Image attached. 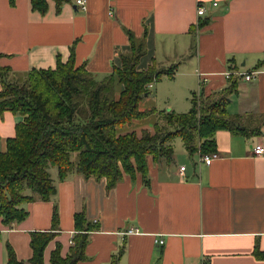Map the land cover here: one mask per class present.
Listing matches in <instances>:
<instances>
[{
	"label": "crops",
	"instance_id": "obj_1",
	"mask_svg": "<svg viewBox=\"0 0 264 264\" xmlns=\"http://www.w3.org/2000/svg\"><path fill=\"white\" fill-rule=\"evenodd\" d=\"M76 1L57 12L49 0L42 15L32 10L31 0L14 6L0 0V65L11 69V77L54 68L57 57L67 61L73 47L76 66L84 64L102 80L129 52L133 34L147 51L144 68L153 57L165 68L179 64L174 78L191 94L210 95L236 81L226 110L240 126L261 133L218 131L219 158L210 165L184 145L170 162L150 158L148 185L127 175L108 189L105 178L74 174L60 182L56 175L61 232L46 247L45 264L58 243L64 256L69 253L73 217L82 211L99 231L91 233L87 258L79 264H110L122 247L120 264H264L253 254L264 250V155H254L258 144L264 146V0H86V11ZM200 4L204 17L198 15ZM246 73L256 74L248 81ZM23 120L10 111L0 115L1 151ZM26 207L29 215L21 223L9 227L0 218V264L8 261L7 245L29 264L30 233L51 227L53 202ZM129 229L134 233L127 234Z\"/></svg>",
	"mask_w": 264,
	"mask_h": 264
},
{
	"label": "trees",
	"instance_id": "obj_2",
	"mask_svg": "<svg viewBox=\"0 0 264 264\" xmlns=\"http://www.w3.org/2000/svg\"><path fill=\"white\" fill-rule=\"evenodd\" d=\"M14 6L16 0H9ZM59 12L63 3L54 0ZM33 11L44 15L49 0H31ZM131 48L120 55L109 76L98 80L85 65L76 66L74 48L63 62L58 56L54 68L32 69L21 77H11V69L0 65V115L12 112L24 118L17 124L16 135L8 138L7 150H0V218L6 226L23 222L29 215L26 204L36 201L53 202L51 227L31 232L32 256L29 264H45L46 247L61 232L56 179L51 168L56 167L60 182L74 174L107 181L112 189L125 176H140L143 184L150 182L149 159L168 162L174 159L175 139H180L189 155L217 152L215 135L230 130L247 136L258 135L240 126L226 110L229 95L236 92L237 82L222 91L206 95L192 92L191 109L176 113L159 112L153 131L141 134H120L118 128L140 120L154 111L139 109L150 86L164 77L173 79L179 64L162 67L153 57L146 68H140L146 56L144 42L130 34ZM122 86L117 95L116 85ZM75 232L69 253L62 254L60 243L50 257V264H79L87 258V245L99 224L90 221L85 211L74 214ZM1 239V236H0ZM126 247L112 256L110 264L119 260ZM6 264H24L13 247L7 245ZM254 256L264 259L258 248Z\"/></svg>",
	"mask_w": 264,
	"mask_h": 264
},
{
	"label": "rangeland",
	"instance_id": "obj_3",
	"mask_svg": "<svg viewBox=\"0 0 264 264\" xmlns=\"http://www.w3.org/2000/svg\"><path fill=\"white\" fill-rule=\"evenodd\" d=\"M193 51H196L195 47H193ZM140 68H144L143 63L140 65ZM121 90L122 87L117 85L116 92L119 93ZM195 91H197V89ZM196 93H198V91ZM190 97L191 93L184 87V84L181 82V78L170 79L169 77H164L161 81L153 83V86L150 87V93L140 102L139 109L141 111H155L152 114L150 113V115L145 118L134 120L131 123L118 128L119 133L123 135L128 132H136L140 135L144 129H150L153 131V126L158 120L159 112H168L169 110L182 114L184 112H188L191 109ZM174 143L175 154L173 157L175 159L179 156L178 152L183 151V144L180 139H175ZM188 158L190 159V157ZM56 175V167L51 168V176L56 179Z\"/></svg>",
	"mask_w": 264,
	"mask_h": 264
},
{
	"label": "built area",
	"instance_id": "obj_4",
	"mask_svg": "<svg viewBox=\"0 0 264 264\" xmlns=\"http://www.w3.org/2000/svg\"><path fill=\"white\" fill-rule=\"evenodd\" d=\"M76 4H77V6L79 5V7L81 8L82 11H86V9H87L86 0H77ZM217 5H218V3H216V2L213 3V6H217ZM197 10H198L199 17L206 16L207 10L205 9V7L202 4L198 5ZM255 74L256 73H246L245 79L248 81L252 80L254 78ZM227 77L231 78L232 77L231 73H227ZM200 93L201 92H199L198 94H200ZM254 155H256L257 157L264 155V146L261 144H258V146H256L254 148ZM199 156L201 157L200 162L204 163L206 165L212 164L215 159L219 158L217 152H214L212 154L199 155ZM184 171H185V167H181L180 172L184 173ZM129 233H134V230L129 229L127 234H129ZM158 242L160 244H163L164 241L159 240Z\"/></svg>",
	"mask_w": 264,
	"mask_h": 264
}]
</instances>
